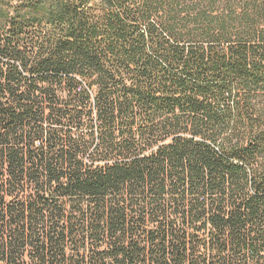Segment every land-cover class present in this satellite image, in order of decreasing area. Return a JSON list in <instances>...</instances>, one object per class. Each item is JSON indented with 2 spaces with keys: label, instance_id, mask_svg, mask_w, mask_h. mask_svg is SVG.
<instances>
[{
  "label": "trees",
  "instance_id": "trees-1",
  "mask_svg": "<svg viewBox=\"0 0 264 264\" xmlns=\"http://www.w3.org/2000/svg\"><path fill=\"white\" fill-rule=\"evenodd\" d=\"M0 264H264V0H0Z\"/></svg>",
  "mask_w": 264,
  "mask_h": 264
}]
</instances>
